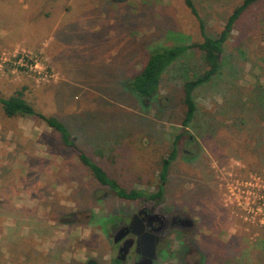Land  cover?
<instances>
[{"label": "rangeland", "instance_id": "374dc122", "mask_svg": "<svg viewBox=\"0 0 264 264\" xmlns=\"http://www.w3.org/2000/svg\"><path fill=\"white\" fill-rule=\"evenodd\" d=\"M243 1L193 0L211 37ZM200 42L183 0H0V97L24 89L123 188L154 194L184 129L182 84L202 71V53L191 49L164 75L156 101L122 84L153 49ZM224 49L222 72L194 92L197 117L158 201L190 216L195 230L185 250L172 241L157 264H264L255 205L264 191L263 0L243 13ZM146 201L101 186L41 119L8 118L0 108V264H107L113 223Z\"/></svg>", "mask_w": 264, "mask_h": 264}, {"label": "trees", "instance_id": "16d2710c", "mask_svg": "<svg viewBox=\"0 0 264 264\" xmlns=\"http://www.w3.org/2000/svg\"><path fill=\"white\" fill-rule=\"evenodd\" d=\"M183 1L187 9L198 21L202 42L192 45L180 44L153 49L149 53L142 69L134 73L129 80H126V82L122 84L123 89L126 88L125 91L129 90L140 100L144 102L156 101L160 95L164 75L191 49L196 48L202 53L204 66L202 71L195 74L192 78H186L182 84V104L185 107L182 121L184 129L180 135L176 136L173 148L168 157L164 158L161 162L159 173L160 185L156 193L147 194L143 191L134 189L127 190L123 188L115 179L109 176L102 166L93 162L86 153L74 143L69 128L63 120L57 116H46L37 112L33 105L27 101L24 89L15 92V94L10 97H0V108L8 118L37 117L45 122L49 128L53 129L60 136L62 143L78 155L80 162L91 172L94 179L101 186L110 189L118 198L132 202L141 200L160 201L164 191L163 185L167 182L170 167L179 152V144L183 137L186 136L188 132L187 129L193 127V123L197 117L198 107L194 99V92L198 88L208 84L214 77L222 72V55L224 54L225 45L231 36L235 24L250 6L261 0H244L241 5L234 9L224 29L216 37H211L206 34L204 22L193 0ZM145 10V8H142L140 13L132 15L131 25L137 23L138 15L142 14ZM122 21H124L123 18ZM68 220V217L65 215L62 217L61 223L69 224L68 222L70 221ZM111 221L112 220H110V222ZM185 248H183V250H185Z\"/></svg>", "mask_w": 264, "mask_h": 264}, {"label": "flooded vegetation", "instance_id": "af4514ba", "mask_svg": "<svg viewBox=\"0 0 264 264\" xmlns=\"http://www.w3.org/2000/svg\"><path fill=\"white\" fill-rule=\"evenodd\" d=\"M165 208L161 202L146 201L128 215L121 216L119 221L112 222L111 252H115V256L107 264H141L150 260L152 249L158 263L160 252L167 250L172 241H178L182 249L185 248L195 223L189 228L184 220L190 216L168 212Z\"/></svg>", "mask_w": 264, "mask_h": 264}, {"label": "water", "instance_id": "95a60500", "mask_svg": "<svg viewBox=\"0 0 264 264\" xmlns=\"http://www.w3.org/2000/svg\"><path fill=\"white\" fill-rule=\"evenodd\" d=\"M114 1L124 2L126 0H114ZM184 222L188 224L189 228H192L194 225V221L190 217H186ZM149 257H150V260L143 261L141 264H157L154 249L151 250ZM87 264H96V262L94 260H90L88 261Z\"/></svg>", "mask_w": 264, "mask_h": 264}, {"label": "built area", "instance_id": "2783aa9c", "mask_svg": "<svg viewBox=\"0 0 264 264\" xmlns=\"http://www.w3.org/2000/svg\"><path fill=\"white\" fill-rule=\"evenodd\" d=\"M19 63L20 64H23V62H25V59L22 57L21 59H18ZM259 194H258V197L256 198V203L255 205L258 207L257 210L261 213H263V216H264V194L262 195V192L260 190V188L257 189V191ZM261 224H264V218H263V221H261Z\"/></svg>", "mask_w": 264, "mask_h": 264}]
</instances>
